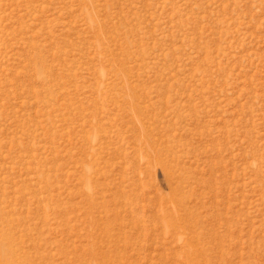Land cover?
<instances>
[{"label": "rangeland", "instance_id": "rangeland-1", "mask_svg": "<svg viewBox=\"0 0 264 264\" xmlns=\"http://www.w3.org/2000/svg\"><path fill=\"white\" fill-rule=\"evenodd\" d=\"M0 264H264V0H0Z\"/></svg>", "mask_w": 264, "mask_h": 264}]
</instances>
